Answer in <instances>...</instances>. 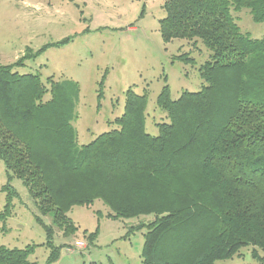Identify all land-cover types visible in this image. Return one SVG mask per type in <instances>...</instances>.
I'll list each match as a JSON object with an SVG mask.
<instances>
[{"label": "trees", "instance_id": "obj_1", "mask_svg": "<svg viewBox=\"0 0 264 264\" xmlns=\"http://www.w3.org/2000/svg\"><path fill=\"white\" fill-rule=\"evenodd\" d=\"M164 7L162 37L210 54L198 68L199 91L176 99L167 86L159 93L168 121L156 123V135L144 127L146 94L129 88L116 128L77 146L75 85L19 74L24 57L0 65V160L8 179H21L39 213L51 216L50 246L55 229H77L71 206L100 199L121 215H152L143 223V264H214L247 245L264 250V38L241 33L232 14L246 8L264 23V0ZM31 250L0 246V264H31Z\"/></svg>", "mask_w": 264, "mask_h": 264}, {"label": "rangeland", "instance_id": "obj_2", "mask_svg": "<svg viewBox=\"0 0 264 264\" xmlns=\"http://www.w3.org/2000/svg\"><path fill=\"white\" fill-rule=\"evenodd\" d=\"M166 1L0 0V65L24 57L16 66L19 74H36L43 84L52 77L75 85L76 116L70 124L77 146L116 128L129 88L146 94L144 127L156 135V123L168 121L156 103L159 93L167 86L176 99L183 91H199L204 81L198 68L210 54L203 45L194 48L186 39L162 37L159 21L166 15ZM232 14L241 33L264 38V23L253 21L248 9ZM5 212L0 246L32 247L31 264H143V223L153 218L121 215L93 199L71 206L66 213L77 229L68 235L55 229L50 246L45 226L51 216L39 213L21 179H8L0 160V214ZM52 248L58 250L53 260ZM214 264H264V250L247 245Z\"/></svg>", "mask_w": 264, "mask_h": 264}, {"label": "built area", "instance_id": "obj_3", "mask_svg": "<svg viewBox=\"0 0 264 264\" xmlns=\"http://www.w3.org/2000/svg\"><path fill=\"white\" fill-rule=\"evenodd\" d=\"M75 244H76L77 246L81 245L79 242H76Z\"/></svg>", "mask_w": 264, "mask_h": 264}]
</instances>
